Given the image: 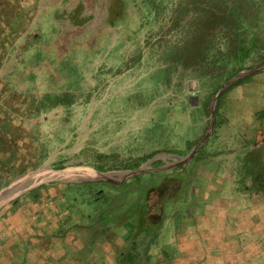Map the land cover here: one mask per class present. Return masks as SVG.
Instances as JSON below:
<instances>
[{"label": "rangeland", "instance_id": "374dc122", "mask_svg": "<svg viewBox=\"0 0 264 264\" xmlns=\"http://www.w3.org/2000/svg\"><path fill=\"white\" fill-rule=\"evenodd\" d=\"M184 2L35 1L34 8L39 12L28 17L32 28L28 42L26 39L23 42H32L29 51L34 53L35 73H51L48 79L44 76L34 80L35 91L41 89L51 94L46 99L43 96V110L34 114L36 127L31 146L34 168L35 171L42 165L47 168L34 172V184L48 180L77 182L70 180L90 178L96 172L137 169L150 160L153 161L149 166L155 168L179 163L207 136L212 103L218 91L241 71L262 63L264 46L256 53L254 50L233 76L235 64L230 56L229 37L225 39L227 34L220 32L215 41L190 47L192 52L199 53L197 57L210 59L211 67L225 64L228 68L231 63L219 81L215 80L219 76L217 71L210 80L197 69L170 63L167 54L172 46H188L194 43L197 34L193 26L197 24L198 11L187 2L186 13V9H181ZM25 19L19 23L26 24ZM258 21L262 25L258 28L260 38L264 41V19L259 17ZM257 27L249 25L253 30L247 33L248 39H255ZM39 56L45 59L44 63L38 62ZM169 67H173L170 79L165 77V68ZM247 76H250L247 82L234 87L222 99L219 123H214L201 145L206 156L190 165L195 181L186 197L187 203L178 202L168 209L159 241L152 246L150 262L146 264H232L238 259L239 256H225L227 251H233V241L217 234L207 239L201 232L186 230H198L203 225L201 219L208 218L205 212L211 209L218 212L225 200H236L242 193H248L238 191L237 167L246 141L264 138V117L258 116V111L264 109V68ZM194 80L197 86L191 89ZM213 81L218 82L216 94ZM205 96V115L200 117L196 107ZM194 133H197L195 140L187 143V137ZM152 153V157L142 159ZM172 168L163 170L169 172ZM169 181L174 184L173 179ZM105 182L112 181H99L93 187H106ZM48 191L51 192L45 190L44 194H56L55 189ZM76 200L75 230L89 235L92 230L87 226L90 221L87 207L80 194ZM192 222L195 227L191 228ZM214 227L218 228V223ZM114 235L115 244L119 245L121 238H116L119 232ZM222 241L226 250L224 245L222 249L217 247ZM118 251L112 264H118Z\"/></svg>", "mask_w": 264, "mask_h": 264}, {"label": "crops", "instance_id": "0c3cea01", "mask_svg": "<svg viewBox=\"0 0 264 264\" xmlns=\"http://www.w3.org/2000/svg\"><path fill=\"white\" fill-rule=\"evenodd\" d=\"M35 1L44 0H0V264H112L115 252L124 245L122 234L116 237L121 238L119 245L114 233L100 239L81 235L60 195L64 182H33L34 172L47 169L43 165L36 171L34 168V114L43 110V96L46 99L51 94L35 91L34 80L48 79L51 73H35L34 53L29 51L32 42H23L32 28L28 17L39 12ZM22 18L27 19L24 25L19 23ZM199 100L196 108L203 117L206 96ZM196 137L194 133L186 142ZM35 189L40 190V196ZM52 189L56 194H44ZM239 196L244 200H225L218 212H205L208 218L201 219L202 227L186 231L201 232L207 239L217 234L233 241V251L225 253L239 256L232 264H264V190L251 189ZM189 227H195L193 222ZM223 245L217 247L222 249Z\"/></svg>", "mask_w": 264, "mask_h": 264}, {"label": "trees", "instance_id": "16d2710c", "mask_svg": "<svg viewBox=\"0 0 264 264\" xmlns=\"http://www.w3.org/2000/svg\"><path fill=\"white\" fill-rule=\"evenodd\" d=\"M263 1L185 0L181 9H186L185 11L188 13L189 10L185 7L188 2L193 10L198 11V21L193 26L197 33L196 38L194 43L188 46L173 45L172 50H169L167 54L169 62L175 65L181 63L185 67L197 69L201 75H208L210 80L214 79L213 73L217 71L219 76L215 80H221V77H224L230 69L231 63H229V69L225 64L211 67L209 66L210 59L205 60L204 57H197L199 53L192 52L190 47L213 41V39L215 41L218 33L224 32L227 34L225 39L228 40L229 37L230 56L235 64V67L232 64L235 70L231 75H235L242 69L246 59L253 54V51L255 50L256 53L259 47L264 46L263 38H260L262 37L261 32L258 29L259 26H262L258 18L264 19V15H262V11L264 12ZM249 25L258 26L256 28L258 30L255 29V39L247 37V33L253 30L249 28ZM214 63H218V61ZM171 69L173 67L165 68L166 78H171ZM249 77L246 76L235 82L221 94L215 110L216 125L219 123L222 99L234 87L247 82ZM217 84L218 82L213 81L215 94L219 90ZM258 114L263 118L264 109L258 111ZM244 145L245 150L242 157H239L240 163L237 167L239 186L247 192L251 189L264 190V138L248 140ZM153 155V153L145 155L142 159H148ZM205 156L206 149L203 145L188 163L175 166L169 172L166 170L150 171L126 179L121 183L105 182L106 187L101 188H94L93 186L98 183L91 181L64 182L65 188L60 191V195L67 203L66 208L71 214L77 213L74 212V208L78 205L76 199L79 194L83 197V202L87 207L86 216L90 220L87 226L92 230V233L88 234L92 238L100 239L114 232L122 234L124 245L116 254L118 264H146L150 262L152 246L159 241L170 212L168 209L178 202L187 203L186 197L195 181L190 165L194 161H202ZM170 179L174 180L172 181L174 184L169 181ZM34 193H39L40 196V190L35 189ZM197 193L196 196L200 197V200H204L202 194ZM198 207H200V203L196 204L194 209L197 210ZM188 208H190L189 205Z\"/></svg>", "mask_w": 264, "mask_h": 264}, {"label": "water", "instance_id": "95a60500", "mask_svg": "<svg viewBox=\"0 0 264 264\" xmlns=\"http://www.w3.org/2000/svg\"><path fill=\"white\" fill-rule=\"evenodd\" d=\"M264 68V61L262 63H260L259 65L248 69V70H243L240 73H238L234 78H232L228 84H226L222 89H220L212 103V122H211V127H210V131L208 132L207 136L209 135V133L211 132L214 123H215V109L216 106L218 104V100L221 96V94L227 90L231 85H233L235 82L239 81L240 79L244 78L245 76L258 71L260 69ZM197 86V81H191V89H196ZM207 136L202 139L190 152L189 155H187L186 157H184L182 160L179 161V163H187L193 156L194 154L198 151V149L201 147V145L203 144V142L206 140ZM153 160H150L147 162V164L137 168V169H126L123 171H106V172H96V174H94V176L90 177V178H78V179H73L70 181H95V182H99V181H112V182H122L126 179L135 177L139 174H143L146 172H150V171H157V170H163L167 167H174L176 165H178L179 163H172L169 165H164L162 167H150L149 164L152 162Z\"/></svg>", "mask_w": 264, "mask_h": 264}]
</instances>
